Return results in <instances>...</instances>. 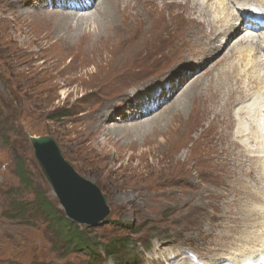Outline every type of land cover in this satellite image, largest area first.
I'll return each mask as SVG.
<instances>
[{
    "label": "rangeland",
    "instance_id": "374dc122",
    "mask_svg": "<svg viewBox=\"0 0 264 264\" xmlns=\"http://www.w3.org/2000/svg\"><path fill=\"white\" fill-rule=\"evenodd\" d=\"M17 1L0 0V264H88L93 255L69 250L65 239L52 231L48 216L38 211L40 196H44L67 218L35 158L31 136L54 138L78 174L107 196L110 216L96 227L78 226L84 236L99 243V248L117 239L130 240L122 263L104 259L99 250L93 256L94 264H174L180 261H172L177 254L194 256L200 264L254 263L238 257L252 249L264 250V235L257 233V227L264 224V204L254 202L248 209L258 212L253 225L241 217L245 200L240 190L237 195L224 185L233 175L227 124H216L222 115L220 102L233 94L231 82L208 88L203 85L206 77H196L197 81L164 106L163 101L158 103L145 118L107 120L112 111L120 116L136 114L126 107L141 88L150 86L153 89L148 96H159L157 81L175 72L174 62L164 54L183 43L185 26L202 23L195 5L190 0L188 4L185 0H99L98 12L92 9L85 14L58 8L59 3L54 7L51 3L58 0ZM54 11L89 15L88 23H96L81 26L87 34L96 27L97 36L105 27L113 28L116 61L109 65L105 50L94 54L104 60L97 66L98 74H92L93 65L83 73L75 68L64 73L71 57L66 64L54 66L56 19L44 17ZM102 12H108V18ZM147 22H153V33L146 35L141 28ZM73 23L66 35H72L70 41L82 34L76 30L77 22ZM199 45L209 49L204 41ZM250 49L260 53L255 46ZM227 50L209 54L199 75L220 62ZM261 92L264 94V89ZM201 94L204 96L197 102ZM247 105L264 111V97L239 104L234 109L237 119V113ZM195 113L200 120L193 117ZM260 123L264 130V115ZM249 155L264 158V154ZM259 164L263 172L248 181V191L264 195V160Z\"/></svg>",
    "mask_w": 264,
    "mask_h": 264
},
{
    "label": "bare ground",
    "instance_id": "6f19581e",
    "mask_svg": "<svg viewBox=\"0 0 264 264\" xmlns=\"http://www.w3.org/2000/svg\"><path fill=\"white\" fill-rule=\"evenodd\" d=\"M19 1H21V0H19ZM127 1H130L132 3L134 0H123V2L128 3ZM185 1H186L185 3H187V4L190 3V1H191L195 5V6L193 5L194 11L199 12V14L201 16L202 23H200L201 25L195 24L193 27L185 26L184 30L186 33L185 34L186 38L184 39L183 43L181 45H177L170 52L164 54L168 59H170V60H172V62H174L172 66L175 67V70H174L175 72L173 73V70L170 69V70H172V73H170L169 75H166L163 78V80L157 81L159 89H160V94L157 97L158 98L157 102L160 103L161 101H163L164 102L163 106H164L168 102V100L172 101L175 98V94H177L182 89L186 88V86L189 85L190 82H194L195 80L197 81L199 79V78L195 79L196 77H201V78H202V76L206 77V79L203 80V85L208 87V88L214 84H217L218 86L221 85V83L224 84V81L225 82H228V81L231 82L230 87H232L233 94L230 93L232 95L229 94V96H227V99H223L220 102L222 104L221 105L222 106V109H221L222 115H221V118L219 120H217V122H216L217 127L220 125L225 126L227 124V129H226L227 130V137L231 141V147H232L231 152L233 153V159L229 160V163L233 165L232 166V174L233 175H231L232 179L227 180L226 183H224V181L222 183H224V185L227 184L228 187L230 188V190L233 191V193H237V195H238V191L240 190L241 196L245 200V202H244L245 204L241 206L244 208L243 214L241 215V217L244 220L249 221V223H251V225H253V223H254L253 219H255V215L258 212L254 208H253V210H248V209H251L250 206L254 202H259L261 204L262 203L264 204V195L262 194V192H259V191L251 193L250 192L251 188L248 185V181L250 179L252 180L257 175L262 174L263 171L261 169V165L259 164V162L263 161L264 158H263V156L252 157L249 154H264V130L262 129L261 123H260V120H261L262 116L264 115V111L259 110L258 108H250L247 105V106L243 107L237 113V115L239 117V119H237L234 115V109L239 104H241L243 102H247L248 100L252 99L253 97H258V98L264 97V94H262V92H261V90L264 89V33H263L264 29L262 27H259V26L254 27L252 25H251V28H247L244 25V24H247L251 20V17L253 15L252 14V8H254V7H263L264 8V0H190V1L185 0ZM98 2H99V0H81V2H79V3L76 1H73L70 3L69 2L65 3L64 5L62 4L61 6H57V7L58 8H65L64 10H73V11L77 10L81 13L90 12V10H92V9H94L95 12H98V10L100 8ZM140 2L142 3L144 1L141 0ZM51 4H54V3H51ZM73 4H76V5H73ZM180 5L182 6L183 3L181 2ZM42 6H43V4H42ZM53 6L55 7V4ZM187 6H189V5H187ZM107 7H110V6H107ZM137 11H139V10H137ZM145 11L147 12V10H145ZM54 12H52L51 14H48V13L44 14L43 13L45 15L44 17L47 18L48 20H50L52 18L56 19V24H55V28H54V30H55L54 38L57 41H55V43H54L55 47L52 48L55 51L53 56H52V58L54 60V63H53L54 66H60V65L62 66L64 64H66L65 62H67V59L69 57H71L72 62L69 66L66 65L67 68L64 69V73L71 68L72 69L75 68V70H78V71H80V73H83L81 71H83L84 69H86L90 65H93L95 67V68L93 67V69L95 71H93L92 74H94V73L98 74L99 69L97 68V66L101 65L102 60L94 54L95 53H98V54L102 53L105 50L107 51V53H109V56L107 57L108 58L107 62L109 63V65H110V63H114L116 61L115 55H114L116 52L115 51L116 42H115V38L113 36V33H114L112 31L113 28L109 30L108 28H106L103 25L105 27V32L103 31L104 32L103 34H100L97 36L96 29H98V28L93 25L96 28H94L93 31L91 29L90 33L87 34V31L84 32L83 27H81V26L89 25V27H90L91 24L96 23V22L91 23V24L88 23L89 15H81L79 17L78 13L72 14V12L71 13L69 12L70 14L69 13H63L64 15H61V14L56 13V11H54ZM102 13H103L105 18H108V14H109L108 12H102ZM140 13H139V15H140ZM95 16H97V15H95ZM110 17L111 16L109 15V18ZM260 17L262 20H264V13L261 14ZM115 18H116V16H115ZM120 18H121V16H120ZM22 19H23V17H22ZM102 19H104V18L102 17ZM187 21H189V20H187ZM73 22H77L76 30L79 31V33L81 31L82 34L79 35V37H77L75 40L70 41L68 37H70L72 35H70L68 37L66 35L68 34V32L70 30H72L71 26L74 25ZM72 23H73V25H72ZM152 23L153 22H147V24L145 23L146 25L145 24L142 25V26H144L141 28V31L143 32V34L147 35L148 32L150 33V31H152V30H150V29H153ZM99 24H101V23H99ZM132 26H133V24H132ZM43 27L44 26H42V28ZM84 28H86V27H84ZM46 29L48 31V28H46ZM154 30H156V29H154ZM114 31H116V29ZM131 32H133V31L131 30ZM240 32H242V34L244 36L241 37ZM152 33H153V31H152ZM52 34H53V32H52ZM95 34H96V36H95ZM192 34H193V36L194 35L197 36L196 39H194V37H192ZM46 36L47 35H45L44 37L46 38ZM133 36H134V34H133ZM44 37H43V39H44ZM49 38H50V36H49ZM155 39H157V38H155ZM234 39H238L237 44L233 43ZM46 40H47V38H46ZM200 40L204 41L209 46L208 50H204L203 48L199 47L200 46L199 44L201 43ZM232 43H233V45H232ZM224 46H225V48H224ZM246 46H248V47H246ZM254 46L256 47V49L258 51H260V53H257V54L253 53V51L250 48L254 47ZM236 47H240V49L238 50ZM121 49H123V48H121ZM130 49L132 50V48H130ZM256 49H255V52H256ZM225 50H227L226 53L227 52L228 53L221 59L220 62L215 64L212 69L206 70L205 72H203L202 74L199 75V73H201V70H202L201 67L204 66L205 63L207 62V58L209 57V54L212 55L213 53L223 52ZM101 55H103V54H101ZM259 55H262V58H261V56L259 57L260 60L257 58ZM117 62H119V59H117ZM156 62H158V61L156 60ZM102 63H104V60ZM139 63H141V62H139ZM194 64H196V65H194ZM207 65H208V63H207ZM218 66H222V67L218 68ZM47 67H50V66H47ZM127 68L130 69V66H128ZM127 68H126V71H127ZM44 69H45V67H44ZM117 69H119V68H117ZM184 70H187V71L182 72ZM119 71L120 70H118V72ZM132 72H133V70H132ZM119 73H121V72H119ZM87 74H88V72H87ZM114 74H116V73H114ZM125 74H127V73H125ZM232 74H233V76H232ZM226 75H228V76H226ZM46 77L44 76V78H46ZM207 77H208V79H207ZM42 78H43V75H42ZM234 78H236V80H234ZM132 80H134V79H132ZM110 81H112V79ZM117 82L121 83V81H118V80H117ZM127 85L128 84H126V86ZM67 86L68 85H66V87ZM118 86H120V85H118ZM235 86L238 89H235L234 88ZM123 88H124V86H123ZM152 89L150 88V86H147L146 88H141L142 91H137L132 96L131 104L127 105L128 107L125 106L127 111L130 112V109H133L136 114L133 113L131 115L120 116V115H118V113L115 114V112L112 111L109 115L110 117L107 120L114 121V120H118L120 118H123V119H127L130 121H134V119H136L138 116L145 118V117H147L148 114H152V112L154 111V108L152 109L149 106H147V107H144L146 112H142L141 107L143 106L144 103L138 101L139 98H142V97L144 98L145 95H147L146 98L149 99L148 95L152 94V93H150V91ZM65 91L63 90L62 93L65 94L66 93ZM190 91L191 90H189V92H187L185 94H187V96H188V94L191 93ZM183 92H185V91L183 90ZM194 93H195V90H194ZM67 94H69V93H67ZM210 94H208V95H210ZM203 96H204V94H201L199 96L200 97L199 100L197 98V102L198 101L200 102L201 99L203 98ZM153 97H156V96H153ZM153 99H155V98H153ZM211 103L212 102H210V105H211ZM220 103H219V105H220ZM157 106L158 105H156L155 109H157ZM202 108L204 109L203 106H202ZM119 113H120V111H119ZM193 117H196V119H199V116L196 115V113L193 115ZM247 124H249V125H247ZM127 129L129 130L128 127H127ZM218 129H220V128H218ZM100 131H102V130H100ZM222 148H223V146H222ZM263 170H264V168H263ZM228 187H224V188H228ZM234 190H235V192H234ZM248 190H250V191H248ZM243 192H244V195H243ZM230 206H235V204L230 203ZM259 216H260V214L258 215V217ZM261 225H262V227H260V225L257 227V229H258L257 233L259 235L260 234L264 235V224H261ZM259 230H260V232H259ZM263 254H264V250L252 249L248 253L239 255L238 258H241V259L245 258V262L247 259H251L257 264V263H259L258 258L260 257V255H263ZM176 259H179L180 261L178 263L176 262L174 264H193V262L189 258H187V257L183 258L179 254L175 255L173 257L172 261H178Z\"/></svg>",
    "mask_w": 264,
    "mask_h": 264
},
{
    "label": "water",
    "instance_id": "95a60500",
    "mask_svg": "<svg viewBox=\"0 0 264 264\" xmlns=\"http://www.w3.org/2000/svg\"><path fill=\"white\" fill-rule=\"evenodd\" d=\"M30 140L35 158L67 218L89 227L102 224L111 214L107 196L78 174L54 138L42 136L31 137Z\"/></svg>",
    "mask_w": 264,
    "mask_h": 264
},
{
    "label": "trees",
    "instance_id": "16d2710c",
    "mask_svg": "<svg viewBox=\"0 0 264 264\" xmlns=\"http://www.w3.org/2000/svg\"><path fill=\"white\" fill-rule=\"evenodd\" d=\"M23 176L24 173H22L21 177L24 178ZM38 207V211L44 213L50 219L52 231L56 236L65 239L66 246L69 250L92 252L97 256L96 253L103 248L106 252V258H117L120 263L123 262L126 253H128V243L130 241L128 238L114 240L108 243L107 246H100L99 248L97 245L99 243L96 244V242L86 238L84 232L71 220L61 215L60 211L54 208L44 196H40Z\"/></svg>",
    "mask_w": 264,
    "mask_h": 264
}]
</instances>
